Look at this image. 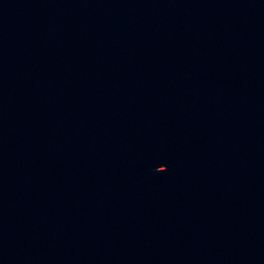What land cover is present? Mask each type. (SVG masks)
<instances>
[{
    "label": "water",
    "instance_id": "95a60500",
    "mask_svg": "<svg viewBox=\"0 0 264 264\" xmlns=\"http://www.w3.org/2000/svg\"><path fill=\"white\" fill-rule=\"evenodd\" d=\"M0 264H264V0H0Z\"/></svg>",
    "mask_w": 264,
    "mask_h": 264
}]
</instances>
